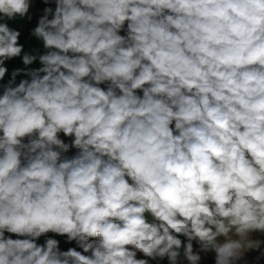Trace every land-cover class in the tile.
<instances>
[{"label":"clouds","instance_id":"clouds-1","mask_svg":"<svg viewBox=\"0 0 264 264\" xmlns=\"http://www.w3.org/2000/svg\"><path fill=\"white\" fill-rule=\"evenodd\" d=\"M29 8L0 0V19ZM44 11L32 32L50 49L43 67L16 86L14 70L0 96V264H148L137 252L177 264L179 236L190 264L197 238L215 264L258 249L264 0H56ZM19 36L0 23V79ZM70 146L79 152L62 157ZM48 233L90 255L38 244Z\"/></svg>","mask_w":264,"mask_h":264},{"label":"rangeland","instance_id":"rangeland-1","mask_svg":"<svg viewBox=\"0 0 264 264\" xmlns=\"http://www.w3.org/2000/svg\"><path fill=\"white\" fill-rule=\"evenodd\" d=\"M32 1L35 2V0H32ZM34 4L33 5L30 4L29 12L25 17H20L19 15H17L13 19H7V18L0 19V23H7L9 28L17 30L20 32V36L18 38V44L23 46V49H22L20 56L13 57L9 60H6L4 65H2V66L7 68V72L3 78L5 81H7V85L9 83V81L12 79L13 71L17 70V69H20L22 71L15 77V83L13 84V86L18 85L21 80H25V79L30 80L31 77L26 75L25 73L29 72L31 70L39 69V68L43 67V65L39 61V56L46 54L48 51H50V49L44 48L42 39H40V38H38L32 34L34 28L38 25V22H39V21H32V22L28 21V17L33 12V6H35ZM2 16H3V14H0V17H2ZM51 50H55V49H51ZM25 54L35 56V57H37V59L34 60L31 64L25 65L23 63V56ZM41 75H43V73H41ZM99 86L101 88L106 89L108 86V83L105 82L104 84H101ZM137 94L142 96V92L140 90H137ZM25 140H27V138H25ZM61 155H62V157H66L64 152H62ZM129 182H131V181H129ZM49 237L57 239L60 242L59 247L61 250L69 242L67 240L66 236H59L55 233H48L45 236H41L37 240V243L43 244L45 239H47ZM15 238H18V237L14 234L13 239H15ZM19 238H24V237H19ZM252 238L264 241V233H260V232L252 233ZM218 239H220V238H218ZM179 251L181 254L183 251L182 247L180 248ZM259 258H261V259H259ZM142 259L148 260V264H170L169 258L167 256H165L163 258L157 257V258L153 259L151 257H145L143 255ZM177 264H179L178 259H177ZM237 264H264V243H262L258 249H252V250L247 251L244 254V257L240 261H238Z\"/></svg>","mask_w":264,"mask_h":264},{"label":"trees","instance_id":"trees-1","mask_svg":"<svg viewBox=\"0 0 264 264\" xmlns=\"http://www.w3.org/2000/svg\"><path fill=\"white\" fill-rule=\"evenodd\" d=\"M35 6L33 8V12L32 14L29 16L31 17V19L28 18L29 22L32 21H39V19L45 15V9L46 8H51L53 10V13L55 11L56 8V0H35L34 2ZM49 19L52 18V14H49L48 16ZM125 32L120 34L122 36H126L127 35V25L125 24ZM69 55H74L69 53ZM5 86H7V81H5L4 79H0V94L3 95L4 92V88ZM174 127V125H173ZM25 142H27V140H25ZM59 150V149H56ZM6 236H11L12 238H14V234L11 233H5ZM182 241L181 247H182V253L180 254V256L178 257V262L179 264H190V262L186 259V257L184 256V247L185 245L189 242L187 237L184 236H180L179 237ZM98 239V238H97ZM192 245H193V253L194 254H199V256L201 257V259L198 261V264H215V252L214 251H202L201 250V244L197 239H193L191 241ZM69 248H76V250L81 251L83 253V250L81 248H79L78 244L76 241H71L68 242L64 248L62 249V251H66ZM85 255H90V253H83ZM137 258L138 259H142L143 258V254L140 252H137Z\"/></svg>","mask_w":264,"mask_h":264},{"label":"built area","instance_id":"built-area-1","mask_svg":"<svg viewBox=\"0 0 264 264\" xmlns=\"http://www.w3.org/2000/svg\"><path fill=\"white\" fill-rule=\"evenodd\" d=\"M125 28H126V27H124V29H122V30L120 31L119 34L124 33V32H125ZM58 136H59V138L62 139L63 141H70V142H72V140L74 139V137L65 136L63 133H60ZM78 152H79V149H76V148L70 146L69 150H68L67 152H65V153H66V157H67V158H72V157H74Z\"/></svg>","mask_w":264,"mask_h":264},{"label":"crops","instance_id":"crops-1","mask_svg":"<svg viewBox=\"0 0 264 264\" xmlns=\"http://www.w3.org/2000/svg\"><path fill=\"white\" fill-rule=\"evenodd\" d=\"M30 4L31 5H33L34 4V1H32V0H30ZM33 8H34V6H33ZM1 96V95H0ZM65 143H67V144H69V145H71V143L72 142H70V141H64ZM65 153V152H64ZM65 156H66V153H65ZM67 158V157H66ZM259 259H261V258H259Z\"/></svg>","mask_w":264,"mask_h":264}]
</instances>
